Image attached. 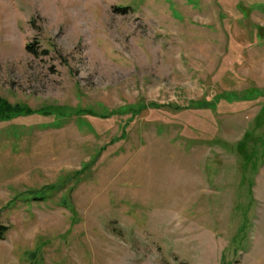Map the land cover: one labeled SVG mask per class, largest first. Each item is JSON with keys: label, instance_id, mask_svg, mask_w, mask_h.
I'll list each match as a JSON object with an SVG mask.
<instances>
[{"label": "rangeland", "instance_id": "rangeland-1", "mask_svg": "<svg viewBox=\"0 0 264 264\" xmlns=\"http://www.w3.org/2000/svg\"><path fill=\"white\" fill-rule=\"evenodd\" d=\"M0 98V264H264V0H0Z\"/></svg>", "mask_w": 264, "mask_h": 264}, {"label": "trees", "instance_id": "trees-1", "mask_svg": "<svg viewBox=\"0 0 264 264\" xmlns=\"http://www.w3.org/2000/svg\"><path fill=\"white\" fill-rule=\"evenodd\" d=\"M118 10H120L121 12H123L124 14L128 13V8H119ZM26 51L32 55L38 56L40 54L42 55H47L49 52L48 50L42 51L41 53H39V49L38 46H36V44L32 43V44H28L26 46ZM144 108H141V111ZM47 110H49L48 108L46 109H41L39 112H33L30 108H26L24 105L20 106V105H16V106H11L10 103H8L6 100H3L0 98V121H8L13 119L14 117H19V116H29V115H34V114H48L50 116L53 115V113L51 112H46ZM83 113V111H80ZM85 113V111H84ZM93 114L94 116H100V115H95L94 112L90 113ZM103 117V116H102ZM45 199V197H34V199H32V201L34 200H43ZM9 230V226L3 225L0 223V239H4L5 233Z\"/></svg>", "mask_w": 264, "mask_h": 264}]
</instances>
